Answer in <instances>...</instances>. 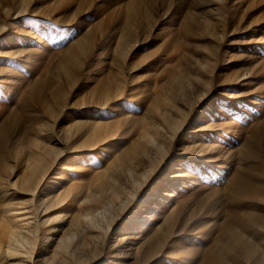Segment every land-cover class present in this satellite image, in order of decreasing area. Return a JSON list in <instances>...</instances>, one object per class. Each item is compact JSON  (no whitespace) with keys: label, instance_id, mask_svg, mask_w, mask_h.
<instances>
[{"label":"rangeland","instance_id":"1","mask_svg":"<svg viewBox=\"0 0 264 264\" xmlns=\"http://www.w3.org/2000/svg\"><path fill=\"white\" fill-rule=\"evenodd\" d=\"M133 4L152 13H131ZM0 28V264H200L229 213L264 251V229L216 191V171L198 151L219 139L222 182L260 121L264 0H0ZM110 74L119 84L108 85ZM163 113L190 121L168 139L152 178L145 153L156 147L144 138L162 144L173 132ZM41 156L46 176L33 195L25 176ZM135 195L98 256L105 218ZM35 202L48 223L31 262L9 242L32 224Z\"/></svg>","mask_w":264,"mask_h":264},{"label":"bare ground","instance_id":"2","mask_svg":"<svg viewBox=\"0 0 264 264\" xmlns=\"http://www.w3.org/2000/svg\"><path fill=\"white\" fill-rule=\"evenodd\" d=\"M134 1H138V0H130L131 3ZM133 6L135 8L132 9L131 13L137 12L139 15L143 13V15H147V16H149L152 13L151 12L152 10L147 11V9H145V12H144V10H142L141 8H137L136 5L133 4ZM218 11H219V7L217 8V12ZM142 29L143 31H147L149 29V26L143 25ZM2 31H3V28H0V33ZM124 81L119 79V82H124ZM117 84L119 83L117 82L116 77H114L112 74L108 75V85L110 87H113V86H116ZM108 94H109V90L108 92H106L105 96H107ZM102 96L104 95L102 94ZM41 102L42 101H40V105L43 107H46L45 103H41ZM47 109L50 111H53L54 108L49 106V108ZM188 116L189 115L185 116L186 117L185 121L181 122L182 117L180 118L171 117V116H168V114L163 113L162 114L163 120L167 121V123L171 126V129L173 130V132L167 133V138L162 140L163 142L162 144H159V142H156V139L154 138V136L144 138L147 140V141L145 140V142H149L152 148L156 147L155 148L156 151L153 153V155L147 154L144 152L150 161V168L148 172L150 173L152 178H154V176L156 175V170L159 169V167H161L162 162L167 156L166 154L170 151L169 147L167 146L168 139L171 143L175 139V137L178 135V132H180L183 125L187 123L189 124L190 120L188 119ZM256 118H260V121L258 122L257 127H255V129H251L250 132L247 134V136H244V138L245 137L246 138L244 139L243 143L241 142L242 144L238 152L240 154L239 162L237 166L234 167L233 174L226 177L224 180H222V182L220 181V178L224 177V172L226 170L227 163H228L227 161L228 154L226 155L224 154L223 147H221L222 144L220 143L219 139H216L212 144H208V143L206 144V143L200 142L199 143L200 148L198 149V151L203 152L201 156L202 157L205 156V158H208L210 166L212 167L214 171H216L213 174L214 179H213V184H212L215 187L216 191H222L224 189L223 191H225L227 197L236 198L238 200V204L240 205V207L246 208V211L248 214L246 216V220H248L249 223L254 224V226L255 224L259 223L264 229V111L258 112V114L256 115ZM211 136L218 138L220 135L217 132L216 134L212 133ZM45 157H42V156L39 158L35 157L36 159H35L34 165L31 167L30 175L25 176L26 177L25 182L27 183V189L31 190L33 195H36L37 193L35 192L36 188L39 186V184H41V182L45 179V176H46L45 167L47 165V158ZM243 158L244 160L245 159L248 160L247 164L243 163L244 161ZM219 172H222L221 176H217ZM173 180H174L173 182H177L178 177L174 175ZM143 183L144 182L142 181L136 185L137 186L136 188L134 187L133 188L139 189L143 186ZM213 191L214 190H212V192ZM171 195H173L172 191L167 192L168 197H171ZM136 196L137 195L133 197L129 196L132 198H130L128 201H124V202L120 201L119 205H121L122 210L120 214L117 213L119 214V217L116 216V217L110 218L109 220L108 219L106 220L105 218L104 229L102 228L99 229V234L102 240H99L98 242L100 244L102 243L101 245L102 247H101V252L98 254V256L103 255L104 253L107 252L106 251V247L108 246L107 239L108 237H110L111 231L114 229V227H117L116 222H118L120 218L125 216L126 213H128V211L131 210L132 208L131 206L137 200ZM201 202H202V205L199 204L198 200L195 201L194 206L196 207V210L203 212L205 208V205H204L205 200L201 199ZM39 204H40V201H39ZM39 204H36L35 202V205L34 206L32 205V207L30 208V210H32L31 212L33 213L32 224L28 222L27 217L24 214L18 213L20 214L19 220H23V221L25 220L23 223L30 224V225L22 226L20 230L18 229V231L12 230L11 231L12 232L11 241L9 242V244L17 243V244H20L22 247H24L23 251L25 255L28 257L27 259L31 262H33L32 259L35 254V248L38 246V243L40 242L39 241L40 235H41L40 230L43 225L48 223V220L45 219V217L41 219L42 214H41V210L39 209V206H40ZM185 204L187 203L184 201H180L178 206H180V208L184 211L187 208ZM105 215L106 214L104 211L103 212L99 211L96 213L95 216L97 218L104 219ZM167 219H171V215H168ZM225 221L228 222L229 224H227L226 222H223L221 224L219 228L220 238L219 237L217 238V240L218 241L220 240V241L216 242L217 240L215 241L213 240L207 245L205 249H203V252L201 253L202 261L200 264H232L233 262H238L239 260H241L240 262L242 263L244 261L245 264H264V251L257 252L255 245L250 240H248V238L245 237L243 232L241 231L239 232L237 230V228L235 227L236 223H238L236 222V218L232 217L231 213H229ZM249 227H250V224H249ZM123 239L124 237H122V240ZM96 245H99V244H96ZM13 251L14 253H18V254L21 253L20 250L18 251L15 248L9 246V252H13ZM98 256L96 255V258H99ZM9 257H12V255H9Z\"/></svg>","mask_w":264,"mask_h":264}]
</instances>
